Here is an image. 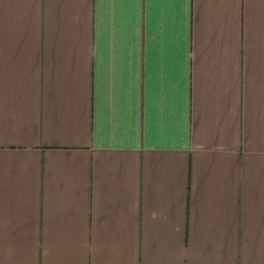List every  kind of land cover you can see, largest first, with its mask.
<instances>
[{
	"label": "crops",
	"instance_id": "crops-1",
	"mask_svg": "<svg viewBox=\"0 0 264 264\" xmlns=\"http://www.w3.org/2000/svg\"><path fill=\"white\" fill-rule=\"evenodd\" d=\"M0 264H264V0H0Z\"/></svg>",
	"mask_w": 264,
	"mask_h": 264
}]
</instances>
